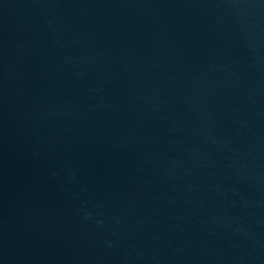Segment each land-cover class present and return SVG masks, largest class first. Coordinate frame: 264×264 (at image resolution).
<instances>
[{"label": "water", "instance_id": "95a60500", "mask_svg": "<svg viewBox=\"0 0 264 264\" xmlns=\"http://www.w3.org/2000/svg\"><path fill=\"white\" fill-rule=\"evenodd\" d=\"M0 264H264V0H0Z\"/></svg>", "mask_w": 264, "mask_h": 264}]
</instances>
